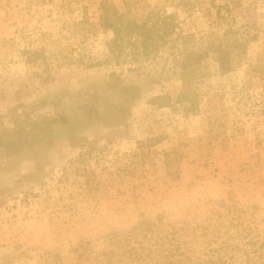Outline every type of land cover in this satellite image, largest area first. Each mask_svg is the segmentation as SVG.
<instances>
[{
    "label": "rangeland",
    "instance_id": "1",
    "mask_svg": "<svg viewBox=\"0 0 264 264\" xmlns=\"http://www.w3.org/2000/svg\"><path fill=\"white\" fill-rule=\"evenodd\" d=\"M106 11L174 28L112 54ZM171 236L264 264V0H0V264H162Z\"/></svg>",
    "mask_w": 264,
    "mask_h": 264
},
{
    "label": "trees",
    "instance_id": "2",
    "mask_svg": "<svg viewBox=\"0 0 264 264\" xmlns=\"http://www.w3.org/2000/svg\"><path fill=\"white\" fill-rule=\"evenodd\" d=\"M170 20V18L164 19L162 23L163 28L161 30H159V28L155 25H153L152 27H148L146 24H134L132 26L128 25L125 28H122V24L118 25L111 22L108 17V12L106 11L104 29H110L114 34L112 44L109 46L110 52L112 54H120L122 50L120 42H122L124 38L133 37L137 38L138 44L140 45L144 55H148L149 53L154 52L155 47L153 45V42L157 38V34L160 31L168 34L171 30H173L174 25L172 22H170ZM173 239L174 238L171 236L168 240L167 245H165V243L158 245V247H160L161 249L156 252L158 253V258L161 259L162 264H230L228 263L230 262V259H225L226 255L231 251V248H229L227 244H222L217 249H209V251H207L206 253V260L204 261L203 259L186 257L187 253L184 252V247H181L182 245L175 243ZM165 246H168L171 249L169 251L165 250ZM163 252L167 253L165 257L162 256ZM154 258H152L151 260L149 258L148 262L151 263Z\"/></svg>",
    "mask_w": 264,
    "mask_h": 264
}]
</instances>
